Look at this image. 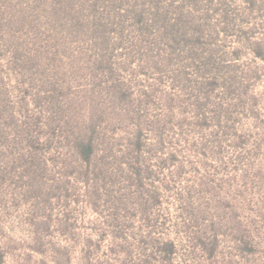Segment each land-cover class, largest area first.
<instances>
[{"label":"rangeland","instance_id":"rangeland-1","mask_svg":"<svg viewBox=\"0 0 264 264\" xmlns=\"http://www.w3.org/2000/svg\"><path fill=\"white\" fill-rule=\"evenodd\" d=\"M0 264H264V0H0Z\"/></svg>","mask_w":264,"mask_h":264},{"label":"trees","instance_id":"trees-1","mask_svg":"<svg viewBox=\"0 0 264 264\" xmlns=\"http://www.w3.org/2000/svg\"><path fill=\"white\" fill-rule=\"evenodd\" d=\"M83 153L85 155V160H89L90 159V154H91L90 146L85 147Z\"/></svg>","mask_w":264,"mask_h":264}]
</instances>
